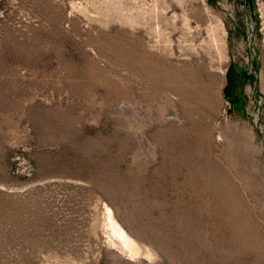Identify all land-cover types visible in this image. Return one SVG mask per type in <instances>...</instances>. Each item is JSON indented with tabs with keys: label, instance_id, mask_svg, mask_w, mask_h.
<instances>
[{
	"label": "rangeland",
	"instance_id": "obj_1",
	"mask_svg": "<svg viewBox=\"0 0 264 264\" xmlns=\"http://www.w3.org/2000/svg\"><path fill=\"white\" fill-rule=\"evenodd\" d=\"M0 264H264V0H0Z\"/></svg>",
	"mask_w": 264,
	"mask_h": 264
},
{
	"label": "bare ground",
	"instance_id": "obj_2",
	"mask_svg": "<svg viewBox=\"0 0 264 264\" xmlns=\"http://www.w3.org/2000/svg\"><path fill=\"white\" fill-rule=\"evenodd\" d=\"M111 224L113 226V229L118 233L119 238L121 239L123 244L130 245L131 244V240L128 237H126V235L124 234V232L122 230H119V227H118L117 223L111 219Z\"/></svg>",
	"mask_w": 264,
	"mask_h": 264
}]
</instances>
